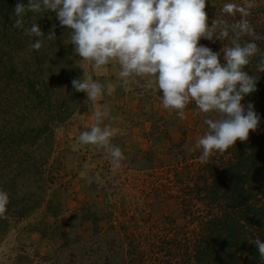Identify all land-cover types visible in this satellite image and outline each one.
I'll use <instances>...</instances> for the list:
<instances>
[{"label":"rangeland","instance_id":"374dc122","mask_svg":"<svg viewBox=\"0 0 264 264\" xmlns=\"http://www.w3.org/2000/svg\"><path fill=\"white\" fill-rule=\"evenodd\" d=\"M17 2L27 5L28 0ZM33 19L46 26L57 17L31 13L25 26ZM14 20L0 19V163L17 169L26 164L25 152L31 159L48 154V185L43 201L26 218L11 217L8 226L0 222V264H159L174 247L179 258L186 257L185 249L200 239L201 221L216 211L207 205L208 192H199V176L212 168V158L223 155L217 153L207 163L199 160L202 150L196 140L207 129L203 114L190 104L187 118L180 119L163 108L162 93L145 87L143 80L133 77L121 86L116 69L94 72L89 66L92 79L115 86L99 103L110 109L105 124L115 129L111 143L124 155L120 168L113 170L102 148L78 142L92 122L84 92L72 116L52 126L50 148L39 147L44 133L38 125L46 111L39 113L40 106L29 101L26 79L36 70V55L51 56V45L31 48L39 38L25 36L13 27ZM76 58L77 65L83 63ZM42 63L49 87L60 85L58 66L53 65L52 75L48 59ZM9 96L14 100L7 103ZM44 109H50L48 103ZM12 130L19 136L15 142L6 136ZM29 178L30 190L14 194L13 206L39 193L36 169Z\"/></svg>","mask_w":264,"mask_h":264},{"label":"clouds","instance_id":"9594fccd","mask_svg":"<svg viewBox=\"0 0 264 264\" xmlns=\"http://www.w3.org/2000/svg\"><path fill=\"white\" fill-rule=\"evenodd\" d=\"M207 0H28L14 8L13 27L28 37H44L39 23L26 27L29 13H55L60 25L69 31L68 42L74 54L83 62L80 79H73L76 92L87 94L85 103L91 112L88 130L78 136L82 145L102 148L110 157L113 170L120 168L122 150L111 143L115 129L105 124L110 109L99 101L115 91L112 83L102 84L92 79L88 68L98 72L116 69L121 86L131 78L144 81L145 87L162 93V106L186 119V109L194 104L204 116L205 133L196 140L201 149L199 160L207 163L217 153L223 154L247 141L256 131L260 119L244 97L256 91L258 78L245 69L256 61V72H264V52L257 41L264 35L254 29L249 20L257 7L255 0H244L241 5L225 3L220 11L232 21L217 18L209 26ZM47 34L49 40L54 31ZM201 39L228 40L221 52L200 45ZM40 50L42 40L30 45ZM223 57V63L221 62ZM9 196L0 190V217L4 215ZM257 246L264 259V241H249Z\"/></svg>","mask_w":264,"mask_h":264},{"label":"trees","instance_id":"16d2710c","mask_svg":"<svg viewBox=\"0 0 264 264\" xmlns=\"http://www.w3.org/2000/svg\"><path fill=\"white\" fill-rule=\"evenodd\" d=\"M255 2L257 7L250 10L249 20L256 32L264 35V0H255ZM17 3V0H0V19L4 21L14 19V8ZM225 3L241 5L244 0H207L205 10L208 14L209 26L217 16L229 22L232 21V17L220 11ZM32 23H39L41 30L46 35L39 38L42 40V46L44 47L45 43L51 45L47 51V54L50 53L51 56L36 55L33 61L36 70L30 74L32 78L26 79L31 91L26 94L29 101L36 102L40 106L39 113L46 111L45 120L38 125L40 132L44 133L43 140H39V147L49 149V145L54 142L52 126L55 123H62L72 116L82 101L83 92H76L71 83L73 79H80L82 72L75 63L78 60L74 54L75 46L63 42L67 28L60 25L58 18L53 19L46 26L38 22V19H33L27 24V27H30ZM54 25L56 37L49 40L47 33L53 31ZM223 43L228 45L229 41L200 40V45L207 46L217 53L221 52ZM257 44L264 52V40L257 41ZM49 57L51 58L49 59ZM46 59L51 64L49 74H56L52 68L53 65L58 66V69L61 70L60 73L62 72L61 84L52 86L53 90L49 87L45 77L46 71L42 61ZM221 62L223 63L222 56ZM255 65L256 61L253 60L245 70L249 72V75L257 76L256 91L245 96L242 103L245 108L249 103L254 106L260 119L259 126L256 131L250 132L247 141L238 140L236 145L224 152L223 155L217 158L211 157L212 168H209L210 171L204 170L199 176L200 185H202L199 192H208L211 200L207 205L215 206L216 211L212 212L211 216H206L207 221H201L204 224H202L200 239L191 250L186 251L185 249L183 253L186 257L179 258L177 248H169L165 260L161 263L158 262L159 264H264V259L259 257L257 246L249 242L256 238L264 241V72H256ZM29 94L34 97L30 98ZM13 97L9 96L6 102H12ZM46 103L49 105V110L44 109ZM11 128L14 129L12 124ZM6 136L12 142L19 140V136L15 134L14 130L8 132ZM25 153H23L26 158L25 166L17 169L6 168L2 167L0 163L2 171H0V190L5 191L9 196L7 210L0 217V222L6 226L9 225V218H26L34 209L38 208L47 190L48 180L45 166L48 163V154L41 155L38 159H31ZM23 156L20 161L22 159L25 161ZM32 168L36 169L38 173L39 193L36 198L22 199L19 201L22 202L19 206H13L14 199L16 201L18 199V197H14V194L17 196L19 193H27L30 190L29 177ZM4 170L5 172H3ZM15 170L21 171L22 174L15 177L13 174Z\"/></svg>","mask_w":264,"mask_h":264}]
</instances>
